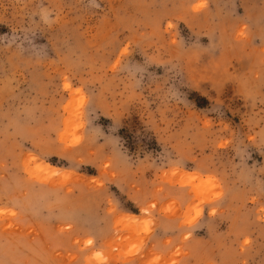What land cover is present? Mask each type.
<instances>
[{"label": "rangeland", "instance_id": "obj_1", "mask_svg": "<svg viewBox=\"0 0 264 264\" xmlns=\"http://www.w3.org/2000/svg\"><path fill=\"white\" fill-rule=\"evenodd\" d=\"M0 264H264V0H0Z\"/></svg>", "mask_w": 264, "mask_h": 264}]
</instances>
